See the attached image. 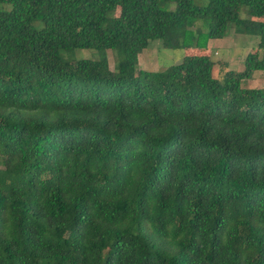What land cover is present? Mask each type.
Returning <instances> with one entry per match:
<instances>
[{
  "label": "trees",
  "instance_id": "1",
  "mask_svg": "<svg viewBox=\"0 0 264 264\" xmlns=\"http://www.w3.org/2000/svg\"><path fill=\"white\" fill-rule=\"evenodd\" d=\"M230 27L242 70L138 68ZM260 50L264 0H0V264H264Z\"/></svg>",
  "mask_w": 264,
  "mask_h": 264
},
{
  "label": "rangeland",
  "instance_id": "2",
  "mask_svg": "<svg viewBox=\"0 0 264 264\" xmlns=\"http://www.w3.org/2000/svg\"><path fill=\"white\" fill-rule=\"evenodd\" d=\"M197 1V0H196ZM173 7V5H171ZM245 17L244 9L240 12ZM258 36L253 33H241L234 27H230L228 34L223 38L209 39L205 50L200 48H167L161 45L159 39L152 40L150 45L143 49L138 56V68L151 69L153 71L164 70L173 67L177 79L182 80V66L184 56L187 54L207 53L214 61V76L221 78L226 70H242L243 60L247 53L258 49ZM110 67L113 68L115 55L112 50H106ZM101 52L94 49H82L78 56L98 58ZM260 57H264V50H260ZM243 86L264 88V70L257 71L250 80H244Z\"/></svg>",
  "mask_w": 264,
  "mask_h": 264
},
{
  "label": "crops",
  "instance_id": "3",
  "mask_svg": "<svg viewBox=\"0 0 264 264\" xmlns=\"http://www.w3.org/2000/svg\"><path fill=\"white\" fill-rule=\"evenodd\" d=\"M207 47H209V45Z\"/></svg>",
  "mask_w": 264,
  "mask_h": 264
}]
</instances>
